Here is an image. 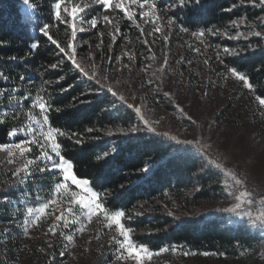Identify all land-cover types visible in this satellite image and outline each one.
<instances>
[{"label":"trees","instance_id":"16d2710c","mask_svg":"<svg viewBox=\"0 0 264 264\" xmlns=\"http://www.w3.org/2000/svg\"><path fill=\"white\" fill-rule=\"evenodd\" d=\"M174 2L156 0L161 13L174 15L176 24L187 27L189 32L215 26L235 34L236 29L229 28L232 19L243 17L247 22H259L264 17V8L258 2L253 6L251 0L243 3L241 0H202L196 8H173ZM30 3L38 6L31 20L23 0H0V70L10 77L8 81L0 80V88L13 97L11 106L16 95L12 92L13 86H18L23 93L43 90L42 94L50 97L54 105L50 115L54 126L79 133L83 140L82 144H75L61 138L64 154L73 160L77 175L91 181L94 190L102 195L110 194L109 208L123 209L126 215L132 216L125 223L134 229L132 235L137 243L146 244L153 251L169 249L154 256L150 264H201L206 257L221 263L232 260L241 264H264V231L259 225L253 227L247 218L241 221L234 214L216 211L227 207L232 199L223 190L226 177L216 168V163L195 147L177 145L166 137L149 132L129 134V127H142L131 109L115 101L101 85L79 76L67 63L57 69L50 68L60 57L55 47L42 37L38 26L53 24L51 32L62 42L68 33L64 25L55 26L50 13L52 0H30ZM229 8L232 11H227ZM213 39L226 68L234 66L245 73L257 92L264 94V39L230 40L220 35ZM35 41H39L40 47L32 50L30 45ZM139 46L136 44V49ZM141 46L144 50L147 45ZM223 47L236 49L237 54L225 55ZM13 56L17 58L14 61L9 59ZM134 60L137 68L141 54L135 51ZM61 76L64 79L57 83ZM20 77L26 79L21 81ZM45 81L51 83L45 84ZM65 88L67 91H61ZM6 103V97L0 95V113ZM165 108L169 107L165 105ZM225 112L223 109L217 117V124L225 118L222 117ZM258 118L248 110L246 124L260 128L263 122ZM24 123L25 117L21 114L16 120L9 117L6 123L0 124V143L10 142L7 131ZM89 128L93 131L88 132ZM241 135L247 139L253 137L250 132ZM105 151L109 153L106 160H97ZM37 154L38 150L34 149L33 155ZM5 160L0 153V162ZM15 167L0 163V264H62L69 258L71 245L65 248L58 235L45 234L51 219L30 228L31 238L22 234L23 215L22 209L16 207L17 191L9 188L15 183L11 177ZM144 168L148 171L144 172ZM51 182L46 178L37 181V186L42 183L47 187ZM7 232L11 233L10 239L5 237ZM184 252L195 254L185 256ZM112 260L113 254L109 253L96 264H109Z\"/></svg>","mask_w":264,"mask_h":264},{"label":"snow or ice","instance_id":"6c2138e0","mask_svg":"<svg viewBox=\"0 0 264 264\" xmlns=\"http://www.w3.org/2000/svg\"><path fill=\"white\" fill-rule=\"evenodd\" d=\"M259 3L264 8V0H251L253 6ZM30 12L29 19L36 13L37 7L30 0H23ZM202 0H175L172 7H199ZM243 3V0H241ZM235 7V5H233ZM90 8L95 12L100 13H122L127 21L135 25L141 37H145L144 44L149 42L147 36H155L167 30H171L176 25L177 20L174 15L161 14L156 0H91V4L86 2H73V0H52L50 5V13L54 19L55 26L58 28L64 25L66 33H68L65 41H60L51 32L53 24L43 23L38 26V31L42 37L46 38L47 42L53 45L59 54V59L56 63L49 65L52 69H57L63 63L70 65L75 72L88 81L94 82L96 85H101L106 89L115 101H119L126 108L131 109L143 127L132 126L128 128L129 134H136L140 132H149L154 135L166 137L174 141L177 145L195 147L198 151H204L205 145L202 140L196 139H180L177 135H172L169 132H158L156 125L160 123L157 121H150L146 118L141 106H136L135 103L129 102L126 97L115 90L111 83H108V74L101 75L102 65L94 63L95 56L89 53L88 60L92 63H85L81 58H78L79 53L76 47L78 33L85 32L88 29L83 27L84 24L89 26V29H97L101 20L105 25H110L112 32L110 33L113 42L117 39V34L122 35L121 30L114 23L115 17L109 14H103L98 17L95 14L91 17H86ZM232 11V8L227 9ZM143 25V26H142ZM150 26V30L149 27ZM260 27L264 28V21L260 22ZM248 28V31H241L240 29ZM229 28L236 29L235 34H231L228 29L221 30L215 26L207 29L201 28L199 31H192L191 35L196 37L201 43H204V38L207 35L223 36L230 40H239L241 38L247 40L250 37H260L264 39V31L256 30L255 26L249 27L246 23V18L240 17L232 19L229 22ZM181 32H189V29L183 25L180 26ZM101 42L96 44L97 49L101 48L103 44L104 33H99ZM163 40H169L168 35H163ZM84 45L89 43L88 40H83ZM210 45H206L209 47ZM40 47L39 41H35L30 45V49L36 50ZM251 47V45H249ZM151 51V49H149ZM196 53H201L200 48H193ZM225 55L237 54L236 49L223 47ZM129 60L134 58V54L125 52ZM217 59H220V53L217 52ZM10 60H16V57H9ZM117 60L121 58H116ZM153 61L156 56L151 55ZM224 63L223 60H220ZM109 65L113 63V58L108 59ZM189 64L192 61H188ZM205 64H209V60H204ZM168 65V55H165L164 66L157 69L161 73L165 71ZM126 67L128 65H125ZM148 67H151L149 65ZM147 71V68L145 69ZM227 72L232 78L242 82L243 88L253 93L255 100L261 109V115H264V94L257 92L250 77L245 73L239 71L236 67H228ZM227 79V76L224 77ZM9 75L0 70V80L8 81ZM25 77H20V80H25ZM64 77H58L57 83L63 80ZM51 81H45L49 84ZM152 84L153 81H146ZM43 90L23 93L18 86L12 87V92L15 95V104L12 105L13 97L6 89L0 88V95H4L7 103L4 105V110L0 113V124L6 123L7 119L16 120L21 114L25 117L23 126L17 128L13 127L7 131V136L10 142L0 143V153L6 154V160L0 163H7L8 165H16L11 171V177L15 183L9 185L10 189L17 191V205L18 209H22V234L25 237H30V228L39 227L46 220L51 219L52 224L48 228L46 235H52L64 241V247L75 243L76 236L84 233L88 224H91L94 219L96 221L104 222L109 230H114V235L111 240L116 246L115 259L124 261L127 264H150L154 256H158L163 252L169 251L168 248H161L158 251H153L148 245L137 243L133 238L134 229L125 223L126 220L132 219V216L126 215L123 209H112L107 206V198L110 195L105 192L103 195L94 190L92 182L88 179L80 178L76 171L72 159L64 154V145L61 138L72 140L75 144H82L83 140L79 133L68 132L64 129L54 126L50 115L54 109L50 97L42 94ZM67 91V89H61ZM159 91V88H157ZM165 97H170V93L164 92ZM204 95H207L205 93ZM75 99V98H74ZM133 101L135 97L132 98ZM114 101V102H115ZM179 107V105H177ZM59 111V109H56ZM183 113V108H179ZM189 119H191L189 117ZM195 123V121H193ZM92 132L93 129H87ZM121 132L124 130L121 129ZM208 148L211 145H207ZM38 150L37 155H33V151ZM179 150V149H178ZM109 153L105 151L102 156H97V160L105 159ZM216 168L226 177L223 181V190L226 196H233L234 203L231 207H224L216 209L218 212L234 214L239 220L247 221L255 227L259 225L260 229L264 231V197L259 200L254 194L248 191L246 181L239 176L232 169L224 168L218 161ZM144 172L148 169L144 168ZM47 174V176L45 175ZM50 179L52 182L45 187L44 184L37 186V181ZM123 187V186H122ZM23 198V199H21ZM6 202L7 197H2ZM142 213H137L140 215ZM171 215V213H169ZM5 237L10 239L11 233H5ZM51 246V245H49ZM42 251V249H41ZM172 251H176L172 248ZM61 255L64 253L61 252ZM194 255L195 253L184 252L183 255ZM209 255V253H203Z\"/></svg>","mask_w":264,"mask_h":264},{"label":"rangeland","instance_id":"374dc122","mask_svg":"<svg viewBox=\"0 0 264 264\" xmlns=\"http://www.w3.org/2000/svg\"><path fill=\"white\" fill-rule=\"evenodd\" d=\"M73 2L91 4V0H73ZM93 14L98 17L103 14L114 16V23L117 24L122 35L117 34V39L113 42L110 36L112 28L110 25H105L102 20L97 29H89V26L84 24L83 27L88 30L77 36L76 47L80 54L78 58L83 59L85 63H92L93 61L88 60L89 53H92L95 56L94 63L102 65L101 75L108 74L107 82L111 83L129 102L141 106L150 121H160L156 125L158 132L167 131L180 139L191 140L195 136L196 139L202 140L205 150L200 151L201 153H205L210 161L214 163L218 161L224 168L232 169L244 178L248 191L252 192L257 200L264 197L263 194L257 195V189H264V115H261V109L253 93L243 88L242 82L230 76L226 66L220 62L221 57L217 59L219 48L213 36L207 35L204 43H201L191 35V32H181L180 26L176 24L171 30L165 29L154 37L147 36L149 43L143 50L141 44H144L145 37L140 36L135 25L127 21L122 13L102 14L90 8L85 16L90 18ZM261 21H264V17L259 19V22L252 20L246 23L249 27L255 26L256 30L264 31V28L258 24ZM148 27L150 30V26ZM243 28L240 30L243 31ZM248 30L245 28L244 31ZM99 33H104L103 44L97 49L95 45L101 42ZM165 34L169 37L167 42L163 40ZM83 40H88L89 43L84 45ZM136 44L140 45V49H136ZM206 45L210 46L206 47ZM193 48H200L201 53H196ZM135 51L142 57L137 68L134 58L129 60L127 55H124L128 52L135 57ZM153 53L156 56L155 61L151 59ZM219 53L221 54L220 51ZM166 54L168 65L161 73L157 69L165 67ZM123 57L125 60H122ZM109 58H113L111 65L108 63ZM205 59L209 60V64L204 63ZM189 60L192 61L191 64L188 63ZM149 65L151 67H148ZM225 76L227 79L224 78ZM149 80L153 81L151 85L146 83ZM164 92L170 93L171 99L165 97ZM205 93L207 95H204ZM133 97H135L134 101ZM164 104L169 108H165ZM179 108H183V113ZM223 109L226 110L222 116L225 118L217 124V117L221 116ZM248 110L250 113L251 111L255 113L258 119L263 120L260 128L251 123L246 124ZM234 130L240 135H235ZM243 132L252 133V139L244 138L241 135ZM207 145L211 147L208 148ZM1 154L6 157V154ZM233 203L232 196L227 207H231ZM113 235L114 230L107 229L104 222L94 219L87 225L84 233L77 235L75 243L69 249V258L62 264H96L109 253L113 254V260L109 264H125L124 261L115 259L117 253L116 246L111 240ZM127 264H131V261ZM201 264H241V262L228 260L221 263L206 257L202 259Z\"/></svg>","mask_w":264,"mask_h":264},{"label":"built area","instance_id":"2783aa9c","mask_svg":"<svg viewBox=\"0 0 264 264\" xmlns=\"http://www.w3.org/2000/svg\"><path fill=\"white\" fill-rule=\"evenodd\" d=\"M262 194L264 195V189H257V195L261 196Z\"/></svg>","mask_w":264,"mask_h":264}]
</instances>
